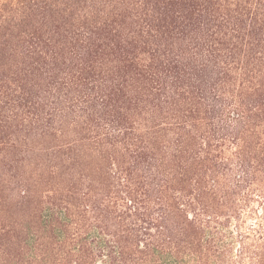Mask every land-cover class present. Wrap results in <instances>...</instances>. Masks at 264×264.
Instances as JSON below:
<instances>
[{
  "label": "trees",
  "instance_id": "1",
  "mask_svg": "<svg viewBox=\"0 0 264 264\" xmlns=\"http://www.w3.org/2000/svg\"><path fill=\"white\" fill-rule=\"evenodd\" d=\"M0 264H264V0H0Z\"/></svg>",
  "mask_w": 264,
  "mask_h": 264
}]
</instances>
